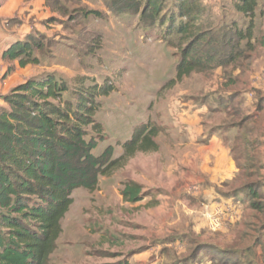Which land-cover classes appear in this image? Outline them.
Listing matches in <instances>:
<instances>
[{
    "label": "trees",
    "instance_id": "trees-1",
    "mask_svg": "<svg viewBox=\"0 0 264 264\" xmlns=\"http://www.w3.org/2000/svg\"><path fill=\"white\" fill-rule=\"evenodd\" d=\"M104 1L110 10L138 16L140 27L162 22L165 0ZM174 2L164 38L181 53L170 84L193 73L204 75L221 69L227 71L222 88H235L234 96L239 84H244L242 77L250 69L258 42L254 36L257 0H232L233 9L245 19L242 28L236 22L220 27L204 25L206 9L200 0ZM49 5L58 13L65 9L57 0ZM92 14L98 15L88 11ZM171 36L179 40L177 45L168 39ZM45 40L44 35L29 33L11 45L2 59L17 61L20 68L37 64L34 54L44 50ZM12 70L9 66L4 77ZM235 70L240 74L233 77ZM86 81L78 79L79 87L71 89L63 80L46 75L28 79L2 97L6 108L0 110V264H51L62 220L73 203L72 192L77 188L94 191L100 176L110 175L136 153L158 150L154 138L159 129L146 123L134 129L119 158L112 160V146L94 156L93 150L104 139L103 128L95 121L100 109L96 98L107 96L111 89L95 82L85 86ZM242 118L238 112L234 121ZM239 168L244 183L229 187L231 192L223 196L264 213L261 165L255 157H245ZM140 194L141 186L132 181L121 191L128 203L141 200ZM201 249L194 247V251Z\"/></svg>",
    "mask_w": 264,
    "mask_h": 264
},
{
    "label": "rangeland",
    "instance_id": "rangeland-1",
    "mask_svg": "<svg viewBox=\"0 0 264 264\" xmlns=\"http://www.w3.org/2000/svg\"><path fill=\"white\" fill-rule=\"evenodd\" d=\"M84 1L66 2L57 20L44 22L38 27L39 32L33 29L30 33L46 37L44 50L34 54L37 64L28 65L24 70L21 68L18 74L10 65L13 70L6 77L3 74L0 85L8 83L15 74L18 82L51 75L66 82L71 89L79 87L77 81L80 78L87 79L85 86L95 82L102 88L109 87L111 92L107 96L96 98L100 109L95 121L103 128L104 139L93 150L94 156L112 146V160L119 158L123 153L122 146L131 139L134 129L146 123L158 127L156 143L166 141L169 144L167 137L170 138L172 129H169L167 113L171 104L189 95L209 96L218 80L214 70L204 75L193 73L170 84L181 53L169 46L164 38L175 0H165L161 24L147 28L139 26L138 16L110 10L104 0H100L101 8L96 10L89 8L91 0ZM203 1L208 2H202L206 9L205 18H202L204 25L220 27L236 22L238 27H244V17L228 0L223 2L225 11L222 12L221 0ZM257 2L254 36L261 41L264 37V0ZM88 11L98 15H88ZM59 25L61 31H53ZM168 39L175 45L179 43L176 36ZM154 155L155 152L136 153L132 160L116 167L110 175L100 176L94 191L77 188L72 192L73 203L62 220V233L50 258L51 264H136L131 253L141 250L147 243L157 244L146 240L147 220L150 218L151 224L166 213L167 218L169 210L153 207L155 194L148 186H141L143 200L136 206L123 201L121 196L124 185L131 178L144 181L147 176H154L151 172L157 162ZM236 183L240 186L244 182ZM206 228L209 229L208 224ZM223 228L224 225L220 231ZM217 243L222 245L224 242L218 239ZM196 245L197 240L192 243V249ZM178 260L185 262L179 256L171 259L170 264H178ZM165 261L167 263L162 264H169L168 258Z\"/></svg>",
    "mask_w": 264,
    "mask_h": 264
},
{
    "label": "crops",
    "instance_id": "crops-1",
    "mask_svg": "<svg viewBox=\"0 0 264 264\" xmlns=\"http://www.w3.org/2000/svg\"><path fill=\"white\" fill-rule=\"evenodd\" d=\"M50 1L53 0H0V75L10 65L15 74L22 70L17 61L8 63L2 59L11 45L22 41L33 29L39 32L38 27L48 19L59 18ZM57 1L65 6L71 0ZM91 1V10L101 8L100 0ZM225 1L221 0L220 11H225ZM61 28L59 25L53 31ZM225 72L216 70L214 76L218 80L209 96L189 95L171 104L167 113L171 139L167 137L169 144L156 143L158 150L153 157L157 162L151 171L154 176H147L144 181L131 178L154 191L155 209L166 208L170 212L167 218L166 213L151 224L148 218L146 240L157 244L147 243L131 253L133 263L162 264L168 258L170 264L171 259L180 256L185 262L178 260V264H264V213L250 210L247 203L236 205L223 196L232 190L226 189L242 181L239 163L245 157H255L264 180V37L257 42L250 69L242 77L244 84H239L240 90L234 96L235 88H222ZM15 74L7 78L8 83L0 85V110L6 108L2 97L26 81H16ZM239 74L235 70L233 77ZM238 112L243 118L234 121ZM261 192L264 193V186ZM140 196L141 200L129 204L138 205L143 200L142 193ZM226 201L231 202V218L225 221L222 231L213 233L206 228L205 215L224 209ZM218 239L225 245L218 244ZM195 240V247L203 249H192Z\"/></svg>",
    "mask_w": 264,
    "mask_h": 264
},
{
    "label": "built area",
    "instance_id": "built-area-1",
    "mask_svg": "<svg viewBox=\"0 0 264 264\" xmlns=\"http://www.w3.org/2000/svg\"><path fill=\"white\" fill-rule=\"evenodd\" d=\"M2 75H0V79ZM231 203V202H230ZM228 201L225 202V208H218L217 211L213 214L207 215L208 226L212 231H220L222 226L225 225V221L231 218L232 209Z\"/></svg>",
    "mask_w": 264,
    "mask_h": 264
}]
</instances>
